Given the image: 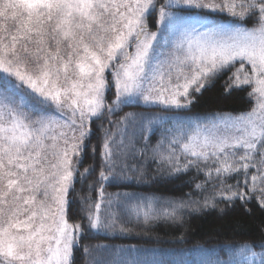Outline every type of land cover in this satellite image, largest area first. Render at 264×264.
Wrapping results in <instances>:
<instances>
[{
	"label": "snow or ice",
	"instance_id": "obj_1",
	"mask_svg": "<svg viewBox=\"0 0 264 264\" xmlns=\"http://www.w3.org/2000/svg\"><path fill=\"white\" fill-rule=\"evenodd\" d=\"M173 8L254 23L209 25L203 18L177 16ZM153 12H158L155 31L147 22ZM161 41L169 46L166 52L159 51ZM237 62L226 92L252 86L251 110L215 113L187 131L183 124L165 127L153 159L174 173L195 168L207 179H219L220 192L206 198L204 207L210 200L214 207L218 195L230 204L256 200L264 211V0H165L158 8L156 0H0V264H74L83 235L81 224L68 218L74 173L83 162L92 119L122 105L139 102L162 111L129 112L109 121L117 130L104 131L100 187L89 185L97 197L81 200L88 229L128 232L131 223L175 221L181 209L198 203L106 192L105 186L139 183L145 175L142 166L128 163L136 137L135 131L128 136L129 124L139 127L147 142L153 125L168 123L165 112L188 108L193 92L201 93ZM112 87L115 100L107 104ZM36 105L51 111L38 112ZM250 169L255 174L249 180ZM93 171L87 168L79 178ZM241 172L242 182L224 184L223 178ZM240 247L247 255L222 264H264V244L259 252L250 242ZM122 251L101 244L82 247L85 264H139L124 259Z\"/></svg>",
	"mask_w": 264,
	"mask_h": 264
},
{
	"label": "trees",
	"instance_id": "obj_2",
	"mask_svg": "<svg viewBox=\"0 0 264 264\" xmlns=\"http://www.w3.org/2000/svg\"><path fill=\"white\" fill-rule=\"evenodd\" d=\"M157 6L165 0H156ZM177 16L184 19L203 18L209 25L241 24L244 27H252L254 20L248 19L242 23L233 21L227 14H206L192 16L178 8H173ZM158 12H153L147 19L151 31L157 28L156 20ZM231 69V68H230ZM230 69L221 73L210 86L205 87L201 93L193 92V103L184 109L165 112L168 123L164 126L153 125V130L148 133L147 142L140 138L139 127L128 125L127 134L132 136L136 132L134 141L135 155L128 159L129 164L142 166L145 171L141 182L133 181H109L105 186L106 192H137L156 196L161 200H174L177 202L195 201L190 207L180 210L179 219L158 220L148 226L136 223L127 224L128 232H96L89 230L87 220L81 209V200L91 196L93 200L97 197V191L90 190L89 185L99 189V173L101 171V151L104 140V131L115 132L117 126L109 121H120L126 113H160L159 107L145 106L139 102L122 105L115 112L109 114L107 111L100 118H93L89 124L91 136L86 141L87 147L83 153V162L78 164V171L75 173L74 188L69 193L72 201L68 208L70 222H78L83 228V235L79 240V246L74 251V264H85L82 254L84 245H106L109 248L122 249L121 256L129 261L135 260L139 264H218L230 259L239 260L242 253L247 255L240 247L244 242H250L257 246L253 251H261L258 245L264 244V211L257 205L256 200L242 204L236 200L233 204L222 200L217 195L215 206L211 200L208 207H204V200L211 198L214 193L220 192L219 179H207L205 172H198L195 168L181 173H174L167 165L159 164L158 157L153 159L152 149L161 141L165 127H175L178 124L194 127L196 122L207 123V117L215 113L239 115L251 110L253 97L248 93L251 86L233 88L226 92L231 83L228 80ZM2 82V81H0ZM110 82V81H109ZM115 99L114 88L106 92V103L112 104ZM25 100L32 104L31 97ZM51 111L47 106L36 105V111ZM52 114H56L52 112ZM119 139V136L116 137ZM127 143V140H126ZM179 152V145L176 146ZM93 148L95 153L93 154ZM167 141H164L162 151L166 154ZM143 150V152H141ZM242 151L237 155H242ZM76 157L74 161H76ZM183 163V158H181ZM87 168H94V171L86 178H79ZM204 168V165H201ZM255 174L254 169L249 170V180ZM244 175H231L223 178L225 185L235 186L237 181H243ZM201 187L197 188L196 185ZM240 188L243 189V183ZM237 190L233 187V191ZM247 191L246 189H244ZM223 209V212L221 211ZM250 209L251 211H246Z\"/></svg>",
	"mask_w": 264,
	"mask_h": 264
},
{
	"label": "rangeland",
	"instance_id": "obj_3",
	"mask_svg": "<svg viewBox=\"0 0 264 264\" xmlns=\"http://www.w3.org/2000/svg\"><path fill=\"white\" fill-rule=\"evenodd\" d=\"M159 7V5L157 6V8ZM186 20H190V19H186ZM222 26H225V27H227V25H222ZM168 45H164V43H163V41H161V44H160V46H159V51L160 52H166L167 50H168ZM132 49H130V51H131ZM240 67V64L237 62L235 65H234V67H232L231 69H230V75H231V73L233 72V71H235V69L236 68H239ZM245 69L247 70L248 69V66L247 65H245ZM229 75V76H230ZM106 76H107V79H108V81H110L111 82V79H112V77H111V74L110 73H106ZM114 88V87H113ZM251 89H252V86H251ZM114 91H115V88H114ZM115 100V99H114ZM253 103L255 104V97H253ZM254 104H253V106H254ZM250 111V110H249ZM232 115V114H231ZM233 116H236V115H233ZM74 158H75V156L73 157V160H74ZM75 162V161H74ZM74 176H75V173H74Z\"/></svg>",
	"mask_w": 264,
	"mask_h": 264
}]
</instances>
